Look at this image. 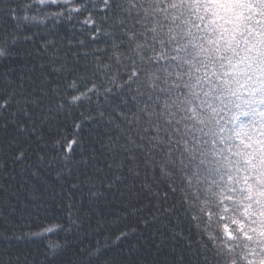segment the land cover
I'll use <instances>...</instances> for the list:
<instances>
[{
  "label": "snow or ice",
  "instance_id": "1",
  "mask_svg": "<svg viewBox=\"0 0 264 264\" xmlns=\"http://www.w3.org/2000/svg\"><path fill=\"white\" fill-rule=\"evenodd\" d=\"M0 264H264V0H0Z\"/></svg>",
  "mask_w": 264,
  "mask_h": 264
},
{
  "label": "trees",
  "instance_id": "2",
  "mask_svg": "<svg viewBox=\"0 0 264 264\" xmlns=\"http://www.w3.org/2000/svg\"><path fill=\"white\" fill-rule=\"evenodd\" d=\"M61 32L67 34V30L64 28H61ZM243 119V117H241ZM18 248H20L23 251H31L33 254H36V246L31 244V242H18ZM41 250L43 249V244L40 245Z\"/></svg>",
  "mask_w": 264,
  "mask_h": 264
}]
</instances>
